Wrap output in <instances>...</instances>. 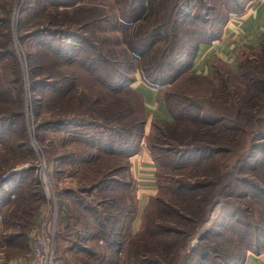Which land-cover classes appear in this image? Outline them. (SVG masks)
<instances>
[{"label": "trees", "instance_id": "trees-1", "mask_svg": "<svg viewBox=\"0 0 264 264\" xmlns=\"http://www.w3.org/2000/svg\"><path fill=\"white\" fill-rule=\"evenodd\" d=\"M195 1L198 2L197 5ZM217 1L230 9H226L227 15L224 18H214L217 27L219 26L218 34H215V26L213 32H210L208 26L201 25L209 22L211 15L199 13V10H212L215 7L206 0H137L138 4L133 7L136 8L133 19L120 23L123 52L125 56H129V61L122 68L128 69V72L120 73L116 80L98 74L103 85L109 89L111 98L121 99L120 94L136 89L134 82L138 73L148 86L163 93L164 105L172 121L154 120L153 124L158 127V132L146 137L148 114L141 92L140 111L134 112L130 106L123 103L121 105L118 100L117 108L107 110L103 122L99 121L102 127L123 138H136L132 145L129 144L121 151L97 145L99 151L131 158L138 153L137 146L140 149L146 138L147 148L152 152L156 164L157 189L154 194H158L150 195L154 199L150 197L147 206L145 205L140 228L136 233L132 232L131 226L138 214L139 191L131 170L133 180L129 182L116 179L109 184L107 182L104 188L108 194L97 200L95 205L85 198L81 199L82 202L79 199L78 206L76 203L74 206L78 209L83 203L84 208L80 214L89 216L90 221L81 220L83 232L80 230L78 239L86 243L96 240L98 246H102L99 243H105V248L95 246L90 249L88 244L81 247L86 257L81 264H245L249 255L264 252V35L257 48L241 53L234 76L236 79L219 74L217 65L214 68L219 77L217 85L212 77L192 71L199 46L207 43L206 41L212 43L220 39L231 14L245 15L254 2L234 0L232 10L227 5V0ZM167 4L170 6L167 10L169 12L165 11ZM54 5L59 8L56 1ZM235 8L239 11L233 12ZM76 9L81 10V7ZM63 12L54 9L46 16L56 18ZM165 17L168 19L165 20ZM52 24L55 23L51 19L45 20L41 26L32 29L30 36L39 37ZM24 27L26 24L22 29ZM54 32V35L74 34L69 28L56 27ZM180 34L184 36V40L178 42ZM20 35L23 40V35ZM6 37L7 43L0 49V63L3 58L11 61L16 83L12 91L15 93L14 100L12 99L13 109L9 111V117L3 116L9 120L22 115L24 79L7 25ZM182 48L186 49L182 51ZM71 50L72 47L68 46L67 53L57 52L63 57L71 58L70 61H84L82 65L92 74V70L99 67L88 53L80 59L77 58V50ZM29 80L31 87L38 85L39 79L32 73ZM187 81L190 82V91L199 88L201 84L210 92H182L180 87ZM0 90L5 92V88ZM176 99L181 102H175ZM228 108L233 111L229 112ZM56 124L72 122L61 121ZM248 130L252 132V137L247 149L244 152L233 151V148L242 146L244 135L239 132L246 133ZM253 159L257 160L254 164L251 163ZM204 160L207 161L204 167L191 165ZM125 166L120 165L118 169L126 170ZM160 166L167 168L170 173L167 185L163 184L164 176L160 173ZM180 168L185 170L175 173ZM101 185L98 182L90 191L92 188L102 190ZM123 187L133 189L129 208L121 202L122 198L119 199L120 191H116ZM108 195L111 196L107 197ZM221 198L227 201L228 208L219 218L217 226L198 234L211 207ZM11 201L13 200L7 199V202L0 204V217L5 218L13 207ZM101 206L106 209L100 211ZM58 210L59 215L61 208L58 207ZM87 211L89 213H85ZM26 213L28 217L18 216L16 221L11 220V224L6 218L2 221L7 224L3 234L6 245L14 250L9 251L8 255L25 253L23 249H29L21 238L27 236V228L31 225L29 223L24 226L19 222L20 219L30 221L32 214L28 211ZM16 224L23 226L20 230L11 229L10 225ZM195 238L197 241L194 244ZM55 256L56 260L63 259L68 264H73L64 257L58 258L56 250Z\"/></svg>", "mask_w": 264, "mask_h": 264}, {"label": "rangeland", "instance_id": "rangeland-1", "mask_svg": "<svg viewBox=\"0 0 264 264\" xmlns=\"http://www.w3.org/2000/svg\"><path fill=\"white\" fill-rule=\"evenodd\" d=\"M54 1L57 2L59 8L54 5ZM206 1L215 7L212 10H210L211 8L201 9V12L199 10V13L211 15L210 21L201 25L208 26L210 32H213V26H215V34H218L219 26L217 27L214 18H224L227 15V10L230 9L228 6H221L217 0ZM257 1L264 3V0ZM171 3L172 1L169 4ZM195 3L197 5L198 2L195 1ZM65 4L70 6L67 7ZM137 4V0H0V49L7 43V25L13 38L14 49L24 79L22 115L17 119H4L9 117L7 115L13 109L12 99L14 100L15 93L12 91L16 87V83L11 61L8 58H3V62L0 63V87L3 85L1 88H5L4 93L0 90V96L3 97L2 100L0 98V204L7 202V199L13 200L11 201L13 207L5 215L10 224L11 220L16 221L18 216L28 217L27 211L32 214L29 222L23 219L19 221L24 226L29 223L31 225L30 228H27V236L21 238L24 245L28 244L30 250L23 249L27 252L22 255L29 254L31 256L33 236L38 231L44 213L50 208L56 207L58 210L60 207L61 212H59L56 223L55 237L57 257H64L65 260L71 261L73 264H81L82 259L86 258L81 247L88 244L90 249H94L95 246L105 248V243H99L102 246H98L96 240L86 243L82 239L81 241L78 239L80 230L83 232L81 220L90 221L89 216L85 217L80 214L84 208L83 203L78 207L79 211L74 206L75 203L78 206L79 199L85 198L95 205L97 200H101L104 195L108 194L104 188L107 182L109 184L116 179L129 182L133 180L130 170L134 178L137 179L134 182L137 181L139 202H142L143 207L147 206L152 198L149 194L156 192V186L138 179V177H144L141 175L142 167L146 166L143 164V160L148 158L144 157L143 153H148V156L153 157L152 152L147 148L146 138L140 149L139 145L137 146L139 150H137V154H139L137 158L135 156L128 158V156L124 157L117 153L112 155L99 151L97 148V145H101L114 151H121L129 144L132 145L136 139L128 140L115 132L108 131L101 126L102 123L99 121L103 122L107 110L112 111L117 108L118 100L121 101V105L123 103L130 106L134 112L140 111L142 106L139 99L140 91L130 89L125 94H120L121 99L111 98L109 89L103 85L98 74L101 73L116 80L120 77V73L128 72V69L122 68L129 61V56H125L123 52L124 46L119 29L121 28L120 23L124 20L133 19L136 13V8L133 7ZM169 4L165 11L170 8ZM227 5H230L233 10L234 0L233 2L227 0ZM80 7L81 10L76 9ZM54 9L64 12L58 14L56 18L46 16L49 11L53 12ZM237 11L239 10L235 8L233 12ZM125 16L126 18H124ZM47 19L48 21L51 19L55 24L46 27L39 37L30 36L32 29L41 26ZM167 19L168 17H165V20ZM243 19L236 24L242 23ZM23 24H26L24 29H22ZM56 27L69 28L74 34H70L71 36L54 35ZM20 33L24 37L23 40L20 39ZM234 35L235 39H240V34L235 33ZM182 40H184V36L180 34L178 42ZM109 42L111 43L109 44ZM206 42L208 43V41ZM251 43L250 38H242L236 40L234 46L237 44L236 46L240 47L246 44L251 45ZM68 46L72 47L71 51L77 50V58L81 59L82 55L87 53L92 56L95 64L99 66L95 71L92 70L93 74L82 65L84 61L76 59L70 61L71 58L68 59L67 56L63 57L58 53L59 51H62V54L67 53ZM61 47L63 50H60ZM185 49L182 48V51ZM235 49L236 47L233 48V51ZM235 54L234 52L231 56L233 58L231 64L215 60L213 61L215 66L211 67L209 74L200 73L212 77L216 85L219 84L218 73L233 78L236 76L237 65L240 61V55ZM216 65L218 73L214 69ZM131 71L130 75H132ZM31 73L39 79L38 85L35 87L30 85ZM161 75L164 77L163 73ZM137 77L141 76L137 73ZM17 84L19 83L17 82ZM189 84L190 82L187 81L180 87L182 92L190 93L195 90H198L200 94L210 92L201 84L199 88L190 91ZM175 102H181V100L176 99ZM163 109L158 104L157 109L151 110L145 127L146 137L158 132V127L153 124L154 120L172 121L171 115ZM228 111H233V109L228 108ZM56 121L60 123L61 121H70L72 124H56ZM239 134L244 135L242 146L233 148V151L244 152L248 147L252 132L248 130L246 133L239 132ZM155 152L160 154L159 151ZM256 161L253 159L251 163L254 164ZM206 163L207 161L204 160L191 165L204 167ZM120 165H126V170H119ZM159 170L164 176L163 184L167 185L170 181V173L167 172V168H161V166ZM184 170V168H180L175 173H181ZM103 178L104 180H102ZM98 182L102 183V190L92 188L90 191V188L97 185ZM84 190L87 191L84 192ZM116 191H120L119 199L122 198L121 202L129 208V203L133 198V189L129 190V188L123 187ZM226 202L221 198L213 204L208 218L201 224L198 234L217 226L219 218L228 208ZM153 204H155L154 200ZM104 209L106 208L99 207L100 211ZM248 217L250 218V216ZM5 218L4 216L0 217V264L5 263L3 253L6 258L21 254L19 252L8 255L9 251L14 250H12L13 247L9 248L6 245L7 242L3 236L6 230L5 226L7 227V224L2 223ZM138 219L139 215L132 223L134 230L138 229ZM10 226L11 229L20 230L23 225ZM196 241L195 238L194 244ZM99 250L104 251L105 249Z\"/></svg>", "mask_w": 264, "mask_h": 264}, {"label": "crops", "instance_id": "crops-1", "mask_svg": "<svg viewBox=\"0 0 264 264\" xmlns=\"http://www.w3.org/2000/svg\"><path fill=\"white\" fill-rule=\"evenodd\" d=\"M251 7V8H250ZM244 15V19L240 24H226L223 33L220 39L214 40L212 43H204L201 44L197 50V54L195 57V62L192 66V70L194 72H203L204 74H209L211 72V67L214 65L213 61L217 60L216 62L222 61L225 63H232L231 56L236 53L235 55H241L242 52L246 50H253L259 46V43L264 35V3L254 0ZM240 34V39H251V45H241L240 47L234 46L235 39L234 34ZM248 36V37H246ZM251 36V37H249ZM236 49L233 51V48ZM241 48V49H239ZM239 49V50H238ZM238 50V51H237ZM240 52V54H239ZM202 70V71H201ZM134 86L137 90H139L143 96V100L145 103V109L148 115L151 114V110L157 109V105L159 104L166 112L164 100H163V93H161L157 88H153L148 86L140 77L134 82ZM147 151V150H141ZM144 157H148L147 159L143 160V164L146 166L142 167L141 175L143 178L138 179L142 182H146L149 185L156 186L155 190L157 189L156 183V164L151 156H148L146 153H143ZM136 158L139 154L134 155ZM134 162V160H133ZM137 180V179H136ZM154 193H150L152 195ZM145 207V206H144ZM144 207L142 206V202H139L138 214L139 215V224L138 229L134 230V225H132L131 229L133 233H136L140 228L141 222V214L143 212ZM137 227V226H136ZM30 250V248H29ZM27 252V251H25ZM21 253L18 256H13L10 258H6L3 253V257L5 259V263L3 264H28L30 255H22ZM2 259V258H1ZM55 264H68L63 259H57ZM245 264H264V252L259 255H249Z\"/></svg>", "mask_w": 264, "mask_h": 264}, {"label": "built area", "instance_id": "built-area-1", "mask_svg": "<svg viewBox=\"0 0 264 264\" xmlns=\"http://www.w3.org/2000/svg\"><path fill=\"white\" fill-rule=\"evenodd\" d=\"M244 15H231L229 24L241 22ZM58 212L56 207L47 210L40 220L38 231L33 236L32 254L28 264H55V237Z\"/></svg>", "mask_w": 264, "mask_h": 264}]
</instances>
